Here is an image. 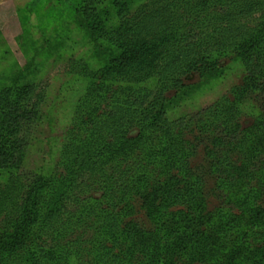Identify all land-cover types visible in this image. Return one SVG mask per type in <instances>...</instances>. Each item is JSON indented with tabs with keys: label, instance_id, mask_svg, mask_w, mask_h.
I'll return each mask as SVG.
<instances>
[{
	"label": "rangeland",
	"instance_id": "374dc122",
	"mask_svg": "<svg viewBox=\"0 0 264 264\" xmlns=\"http://www.w3.org/2000/svg\"><path fill=\"white\" fill-rule=\"evenodd\" d=\"M263 12L264 0H0V90L31 84L43 111L23 165L14 171L24 188L9 192L11 173L0 170V264H90L91 246L100 236L97 217L116 210L117 194L105 193V175H86L85 182L74 177L81 183L77 190L67 184L87 158L93 134L103 130L110 139L108 127L118 107L125 108L121 115H128L137 91L143 94L144 89L145 107L164 108L184 149L171 162L169 157L161 158L163 163L147 162L146 191L161 183L177 192L192 177H202L200 187L214 217L200 221L201 239L185 262L264 264V132L259 126L264 107L256 92L245 91L243 97V90L254 84L245 78L238 44H231L232 28L248 35L263 31ZM228 29L230 37H225ZM173 61L176 66L163 73ZM84 107L93 111L84 114ZM128 119L121 150L104 159L108 173L115 167L113 160H121V169L131 164L130 149L142 136L136 120ZM151 132L150 140L156 137ZM143 145L132 153L136 160L145 154ZM186 159L190 179L184 176ZM222 159L237 175L228 193L216 187L213 177ZM38 173L44 178L25 206L29 182ZM53 178L63 182L48 191L45 185ZM240 195L251 196L247 208L229 202ZM133 197L125 222L143 223L147 231L162 224L176 229L183 206H171L169 211L176 213L151 223L144 196ZM85 205L97 209L91 218L86 213L81 217L89 210ZM52 210L59 218L45 224ZM114 239L120 244L123 237L116 232L107 245ZM7 243H17L13 253ZM143 260L160 264L155 252Z\"/></svg>",
	"mask_w": 264,
	"mask_h": 264
},
{
	"label": "trees",
	"instance_id": "16d2710c",
	"mask_svg": "<svg viewBox=\"0 0 264 264\" xmlns=\"http://www.w3.org/2000/svg\"><path fill=\"white\" fill-rule=\"evenodd\" d=\"M262 30L263 31L257 34L250 33L248 35L244 34L243 29H240V27L232 28L231 37L233 40L231 39V44H233L234 47L238 44L239 47H237V50L246 68L245 78L252 80L254 84V87L251 86L253 88L252 90H248L249 87L243 90V97H245L244 94L248 91L256 92L259 103L264 107V29ZM229 32L230 30L227 35L224 33L225 37L228 36ZM171 64H174V67L176 66L173 61L165 65L162 72H167V67H170ZM237 89L239 90L240 87ZM142 91H144L143 94L137 91L136 97L133 100V105L135 107H128V115L127 113L121 115V111H124L125 108L118 107L120 111L114 118L112 126L108 127V129H112L109 130L112 131L110 139L108 137L105 138L103 130L93 134L95 139L91 143L87 158L79 163V170L72 174L71 178L73 179L70 178L71 183L67 184L68 186H74L77 190L81 183H77L78 180L74 177H79V179L85 182L86 175L90 177L105 175L106 184L103 187L105 193L112 192V194H117L118 205L122 208V210L118 209V211H116L118 205H115V211H102V214L98 215L97 222L99 225L96 235L100 236L96 239V244L91 246L90 251L94 258L89 262L90 264H149L151 261L147 262L143 260V256L148 258L151 256L152 252L158 254V261L160 260V264H187L185 258L188 257V253L199 244L197 241L201 239L199 236H202L201 229L199 228L200 221L211 222L214 220L213 215L209 216L206 193H203L200 187L202 177H192L193 180L186 181V183H188L186 187L177 192L167 191L165 188L167 184L161 183L155 185L151 192L146 191L149 179H146L147 174L144 173V170L149 167V163H163L164 159H161L163 157H169V159H167L171 162L173 158H175V155L184 153V149L182 148L183 143H181L179 137L173 135V123L168 121L165 115H163L164 108L145 107V99L148 93L147 89ZM154 100V103H156L157 99L154 98ZM125 103H129V101ZM225 108L227 112L232 111V107ZM90 111H93V109L84 107V114ZM42 116V107L37 96L34 94L33 85H12L0 90V170L11 173L7 183V187L11 193H13V191H18L20 187V190L24 188V184L21 185L22 182L18 179L19 177L14 175V171L19 170L23 165L28 148L32 142L33 132L38 124L41 123ZM128 118L136 120V124L142 128V136L134 141L130 149L131 164L127 166L124 162V165L127 167L121 169V160H113L115 167H113L111 173H108L103 169V163L106 162L104 159L108 158L111 153L113 154L121 150L118 147L119 145H123V143H120L122 142L120 141L121 138H124V135H121L123 134L121 132L123 130L122 126L124 121H130ZM112 119L113 115L108 120L110 121ZM115 120L117 122H115ZM228 122L226 124H228ZM178 123L180 124L179 121ZM259 126L260 131L262 130L261 132H264L263 121H261V125ZM148 131H152L153 135L156 137L150 140L151 136L148 135ZM159 131L162 132L164 136H159ZM163 137H166L167 142L164 141ZM157 140H159L158 143ZM146 143V146L143 145ZM84 144L85 147H87V142L84 141ZM142 145L145 154L141 160H136L132 153L135 152L136 148H140ZM186 155L188 156L189 153ZM115 157L118 158V156ZM146 163L147 165H145ZM187 164H189V159H186L183 163V168L187 171L184 175L185 178L189 177L190 179L191 173L189 172ZM229 165V163H225L222 159V161L216 165L215 174L213 175V177L215 176L214 181L216 187L225 193L232 190L236 184L237 175L230 171ZM177 166L179 168V165ZM242 168L243 167H241L240 170ZM164 171L165 170H163V172ZM241 172H243V170ZM117 175L118 178H114ZM131 176L133 179H130ZM246 176L252 178L253 174L247 173ZM43 178L44 177L38 173L34 175L33 181L29 182L32 189L30 188L29 191H27L29 196L25 199V206L29 203L28 201L31 198V193L37 189V185ZM58 182L61 183L63 181L53 178L48 181L45 186L49 187L48 191H53ZM134 195L144 196L143 202L145 203L144 205L147 204L146 212L148 221L151 223L164 221V217L167 213H176L169 211L171 206H183L181 209H178V213L181 214V219L179 223H177L178 226L176 229H170L162 224L159 225L160 227L157 229L147 231L144 229L145 224L143 223L137 221L125 222L126 216L130 215V210L134 208L131 201L134 199ZM157 195H160L161 199H157ZM234 196L236 195L234 194ZM251 199L250 195H247L245 199L240 195L239 197H232L229 202L236 201L238 206L243 205V208H247V206H249V200ZM148 201L150 203H148ZM87 208H89V210L81 214L82 218H85V213L87 218H91V215L97 211V209L93 207H86V205L83 207V209ZM185 209H187L188 212H185ZM219 216L221 217V215ZM57 218H59L58 213L52 210L45 218L44 223L52 225ZM30 220L31 218L29 216L27 222ZM219 220L218 218L216 222L219 223L221 221ZM121 223L123 228H121ZM237 223L236 221L233 224ZM27 226L29 227L30 225L27 224ZM116 232H120L123 240H118L120 244H116L117 239H114V244L112 246L107 245V240L113 238ZM16 245L14 243H7L5 247L8 252L13 253V250L16 249ZM115 249L118 253L114 251ZM41 251L44 250L42 249ZM42 256L44 255L42 254ZM218 260L220 261L221 258L219 257ZM33 264L39 263L36 262ZM84 264H88V262L86 261Z\"/></svg>",
	"mask_w": 264,
	"mask_h": 264
}]
</instances>
